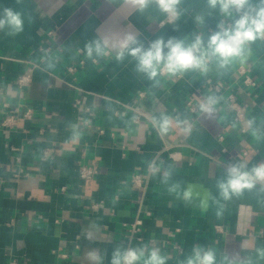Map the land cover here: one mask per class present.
Here are the masks:
<instances>
[{"label": "crops", "instance_id": "obj_1", "mask_svg": "<svg viewBox=\"0 0 264 264\" xmlns=\"http://www.w3.org/2000/svg\"><path fill=\"white\" fill-rule=\"evenodd\" d=\"M4 7L21 13L24 31H0V264H94L93 250L110 264L116 247H152L150 240L167 264H181L196 243L226 264V257H254L264 247V192L245 190L224 201L216 188L228 162H264V42L223 69L213 63L206 74L150 81L131 57L90 58L85 43L129 32L145 44L159 36H207L218 21L208 15L207 0H180L176 17L155 3L139 11L135 0H0V12ZM28 73L32 83L20 87L18 78ZM215 82L247 107L241 125L224 97L214 116L200 112ZM162 114L172 119L163 135L156 123ZM152 161L171 170L168 183L151 173ZM83 166L95 176L82 179ZM134 175L143 187L132 184ZM189 185L200 195L186 203L178 193ZM137 219L143 224L132 237L127 226Z\"/></svg>", "mask_w": 264, "mask_h": 264}, {"label": "clouds", "instance_id": "obj_2", "mask_svg": "<svg viewBox=\"0 0 264 264\" xmlns=\"http://www.w3.org/2000/svg\"><path fill=\"white\" fill-rule=\"evenodd\" d=\"M139 11H144L150 4L155 3L160 11L170 17L178 15L177 6L180 0H135ZM208 15L213 13L218 17L216 28L205 36L197 32L192 39L188 37L159 36L145 44L135 34L125 33L118 40L107 36L96 37L85 43L84 49L88 57L107 56L115 53L117 60L122 61L126 56L135 61L136 71L148 80L156 81L158 75L168 77L182 76L189 71L206 74L209 66L215 64L225 68L234 60H243L251 50V45L257 41L264 42V0H207ZM198 26H203L205 17H196ZM7 29L10 36L24 31V19L21 13L10 7H4L0 12V31ZM51 68L53 65L48 64ZM219 98L215 95L204 97L199 103V110L208 117L215 115ZM161 135L169 131L172 119L161 115L156 121ZM255 120H249L247 126L253 130V135L260 138ZM186 133L192 131L190 124L184 128ZM151 173L161 174V182L168 183L172 177L170 169H162L155 161L149 165ZM178 185L170 189L175 191ZM216 188L219 198L228 201L240 196L245 190L259 188L264 192V162L248 166V161L238 160L228 162L224 175L217 181ZM193 186L189 185L178 193L186 203H191L199 197ZM210 194L201 200V207H207ZM219 202V201H215ZM222 214L217 211V216ZM88 257L94 264H103L104 257L98 251H90ZM169 257L161 253L159 247H149L147 244L139 247H116L111 254L110 264H167ZM226 264H261L264 261V247L255 248V256L226 257ZM217 257L213 248L196 243L191 253L181 264H216Z\"/></svg>", "mask_w": 264, "mask_h": 264}, {"label": "built area", "instance_id": "obj_3", "mask_svg": "<svg viewBox=\"0 0 264 264\" xmlns=\"http://www.w3.org/2000/svg\"><path fill=\"white\" fill-rule=\"evenodd\" d=\"M31 83H32V74L31 73L22 75L17 80V84L20 87H27ZM244 83L249 87L255 86L254 81L251 80L250 78H247ZM208 91L210 93L216 95L219 98H223V97L225 98L227 106L229 107V109L233 113V120L237 125H241L243 122L246 121L247 107L236 97V95L233 92H230L229 87L226 86L223 82L211 83L210 85H208ZM141 96L143 97L144 94H142ZM188 106H189L192 114L197 113V107L195 106L192 98L189 99ZM9 113L10 114H9L8 119H10V120L14 119L15 110L10 111ZM28 115L29 114H26V116H28ZM240 129H241V127H240ZM241 131L244 132V130H241ZM52 152H53L52 150L46 151L45 154L50 155ZM95 174H96V172L87 166H83L80 170V175H81L82 179H91L95 176ZM131 182H132V184H134L136 186H142V187L145 184V181L141 175H134L131 179ZM142 224H143L142 221L140 219H137L134 223L127 226L130 229L132 237L133 236L137 237V235L141 231ZM150 245L152 247L156 246L155 240H150ZM174 248L177 249V251L179 253L183 252L182 248L177 244H174Z\"/></svg>", "mask_w": 264, "mask_h": 264}]
</instances>
